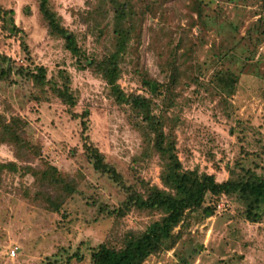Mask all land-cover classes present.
Returning a JSON list of instances; mask_svg holds the SVG:
<instances>
[{"label": "trees", "instance_id": "obj_1", "mask_svg": "<svg viewBox=\"0 0 264 264\" xmlns=\"http://www.w3.org/2000/svg\"><path fill=\"white\" fill-rule=\"evenodd\" d=\"M261 1L260 12L255 14L264 16V0ZM212 2L85 0V8L74 14L77 23L84 27L81 33L64 24L50 0H37L46 36L62 42L63 50L78 71H88L104 84L106 100L125 113L130 128L138 135L140 148L132 157L130 168L136 180L133 185L88 143L89 112H74L80 96L65 68L57 67L50 73L47 67L34 64L29 58L31 66L23 67L0 54V81L15 83L17 77L30 82L31 101L57 102L74 120H80L86 159L95 173L106 177L124 194L116 208L99 204V217L126 219L133 210L165 213L143 233L127 237L120 247L81 242L71 254L63 256L58 252L40 264H74L88 258L89 264H145L151 256L174 248L180 233L174 236L173 231L178 226L188 227L195 213L202 220L212 218L221 203L234 206L236 216L243 221L264 224V136L258 129L240 120L228 124L227 131L235 139L237 153L230 164H225L228 178L222 182L197 167L186 168L179 158L178 136L186 127L183 114L193 103L209 100L217 103L226 119L231 118L229 101L237 90L241 72L255 73L254 56L264 43L261 16L235 43L227 38L208 42L209 30L223 22L218 15L205 16L204 6ZM14 17L12 9L0 4L2 36L19 41L28 53L21 35L23 30L15 25ZM226 21L239 34L238 26ZM88 38L92 44L90 51L85 49ZM144 52L154 59L155 76L149 71ZM124 75L130 76L129 81L140 89L125 92L119 83ZM29 126L0 97V147H8L14 157L13 161L0 164V180L4 172L18 174L20 178L31 176L37 184L33 197L36 206L64 221L68 214L63 209L85 178L80 172L61 174L48 162L45 167L36 164L42 148L28 139ZM208 157L215 160L211 153ZM153 162L159 167L158 184H150L138 176L140 170Z\"/></svg>", "mask_w": 264, "mask_h": 264}, {"label": "rangeland", "instance_id": "obj_2", "mask_svg": "<svg viewBox=\"0 0 264 264\" xmlns=\"http://www.w3.org/2000/svg\"><path fill=\"white\" fill-rule=\"evenodd\" d=\"M84 1L50 0L64 24L81 33L84 27L77 23L74 14L85 8ZM261 3V0H214L209 6L205 5V16L218 15L223 21L213 25L206 40L217 43L221 38H227L235 43L260 16L264 27L263 14H255L260 12ZM0 4L14 11L15 25L23 30L21 35L28 49L26 53L19 41L3 37L0 30V54L9 56L16 65L23 67H30V60H33L34 64L47 67L50 73L57 67L65 68L80 96L74 112H89L88 143L103 154L105 161L113 165L129 185H133L136 180L130 169L131 159L139 152L140 140L130 128L125 113L106 100L104 84L88 71H78L63 50L62 42L46 36L37 0H0ZM224 20L235 23L239 34H235ZM91 48L88 38L85 49L90 51ZM143 55L149 71L155 76L157 68L153 57L146 52ZM253 61L256 62L255 73L241 72L237 90L229 101L231 118L226 119L217 103L209 100L193 103L183 114L186 127L184 133L179 132L178 149L186 168L197 167L222 182L228 178L225 164H230L237 153L235 139L227 131L228 124L240 120L264 136V43L258 47ZM14 80L15 83L0 81V97L29 122L28 139L42 148V156L36 164L45 167L48 162L61 174L80 172L85 180L65 205L63 210L68 217L63 221L59 215L47 214L36 206L33 197L37 184L31 176L20 178L18 174L4 172L0 180V264H40L58 252L63 256L71 254L81 242L89 246L104 242L120 247L127 237L137 236L161 220L165 215L162 211L133 210L126 219L118 220L99 217V204L116 208L124 194L106 177L95 173L86 159L80 138V120H74L57 102L31 101L30 82L17 77ZM129 80L130 76L124 75L119 82L125 92L140 89ZM208 153L213 154L215 160L211 161ZM13 160L11 150L1 146L0 164ZM138 174L150 184L159 183V167L155 162ZM217 210L215 216L205 220L193 214L188 227L181 224L173 231L174 236L180 233L174 248L151 256L145 264H264V224L241 220L231 204L221 203ZM14 247L18 249L11 258L9 252ZM74 264H89V258Z\"/></svg>", "mask_w": 264, "mask_h": 264}, {"label": "built area", "instance_id": "obj_3", "mask_svg": "<svg viewBox=\"0 0 264 264\" xmlns=\"http://www.w3.org/2000/svg\"><path fill=\"white\" fill-rule=\"evenodd\" d=\"M17 249H18L17 247H14L13 249L10 250L9 255L11 258L15 257Z\"/></svg>", "mask_w": 264, "mask_h": 264}]
</instances>
